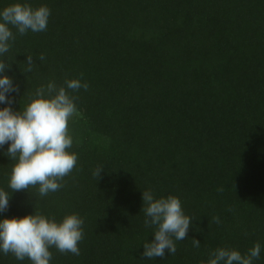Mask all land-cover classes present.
<instances>
[{
	"label": "trees",
	"instance_id": "1",
	"mask_svg": "<svg viewBox=\"0 0 264 264\" xmlns=\"http://www.w3.org/2000/svg\"><path fill=\"white\" fill-rule=\"evenodd\" d=\"M16 2L25 0H0V8ZM26 2L51 15L44 32L12 29L0 57L19 89L13 110L49 81L59 87L82 75L89 87L70 92L78 111L69 151L78 161L59 191L11 193L15 161L3 154L7 144L0 148V188L11 195L0 219L35 210L83 218L80 255L52 248L51 264H206L218 247L264 246V0ZM148 189L178 197L192 220L174 255L151 260L142 256L153 239L142 212ZM0 264L31 262L0 254ZM254 264H264V251Z\"/></svg>",
	"mask_w": 264,
	"mask_h": 264
},
{
	"label": "clouds",
	"instance_id": "2",
	"mask_svg": "<svg viewBox=\"0 0 264 264\" xmlns=\"http://www.w3.org/2000/svg\"><path fill=\"white\" fill-rule=\"evenodd\" d=\"M51 10L47 5L32 7L25 2H16L0 8V57L10 51L19 35L28 32L40 33L47 30ZM43 62V54L37 57ZM27 71L32 70L34 57L27 55ZM0 59V148L8 145L4 155L15 161L8 178L11 193L37 187L40 197L59 191L63 179L77 165L78 155L69 151L74 139L69 134V121L77 113L76 97L70 92L88 90L83 76L66 79L63 86L49 81L36 89L34 97L23 110L14 111L12 93L19 91L10 70ZM102 166L93 170L97 179L103 171ZM223 191V189H219ZM11 195L0 188V214L8 210ZM144 225L153 229L152 240L143 243L142 256L145 259L163 258L166 252L171 256L177 251L176 242L185 240L192 225L191 217L186 215L180 199L176 196L157 198L151 189L142 192ZM213 221L220 223L218 216ZM84 238V220L78 214L65 215L61 220L50 218L34 211L23 217L0 219V254H12L17 261L29 260L31 264H51L55 248L60 253L80 255L79 243ZM193 240V246L200 242ZM264 246L255 243L247 253L218 247L211 250L206 264H254L259 260Z\"/></svg>",
	"mask_w": 264,
	"mask_h": 264
}]
</instances>
